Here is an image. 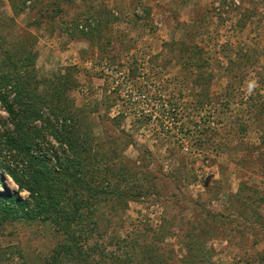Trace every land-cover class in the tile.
<instances>
[{"label":"rangeland","instance_id":"obj_1","mask_svg":"<svg viewBox=\"0 0 264 264\" xmlns=\"http://www.w3.org/2000/svg\"><path fill=\"white\" fill-rule=\"evenodd\" d=\"M0 35V83L19 76L48 98L64 83L140 192L125 209L103 203L83 244L0 221V264H80L77 244L92 264L147 246L170 264H264V0H0Z\"/></svg>","mask_w":264,"mask_h":264},{"label":"trees","instance_id":"obj_2","mask_svg":"<svg viewBox=\"0 0 264 264\" xmlns=\"http://www.w3.org/2000/svg\"><path fill=\"white\" fill-rule=\"evenodd\" d=\"M0 54L3 64L11 58L7 53V58ZM0 78L3 82L11 79L4 68L0 69ZM13 80L15 83H0V103L9 116L4 127L0 125V188L5 187L3 177L9 175L19 191L14 194L7 188L5 192L0 189V221L41 220L55 225L59 232L79 233L83 244V237L86 240L94 232H102L98 211L103 203L112 202L125 209L130 201L139 199L140 192L129 187L127 166H122L124 172L121 167H112L109 151H104V144L95 143L93 132L84 127L82 111L64 101V83L52 88V97L48 98L34 86L32 89L30 83H23L21 77ZM48 135L57 145L48 141ZM23 192L28 198L21 196ZM212 217L206 214V219ZM83 246L77 244L76 253L69 254L70 260L92 264V254ZM140 250L145 255L140 259H135L133 251L127 262L114 256L112 261L96 264H132L138 260L140 264H170L158 249L147 246Z\"/></svg>","mask_w":264,"mask_h":264}]
</instances>
